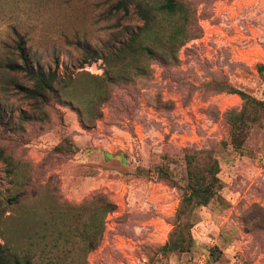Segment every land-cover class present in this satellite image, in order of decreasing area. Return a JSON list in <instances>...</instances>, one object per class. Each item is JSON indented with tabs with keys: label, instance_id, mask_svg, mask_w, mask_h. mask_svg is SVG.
<instances>
[{
	"label": "rangeland",
	"instance_id": "1",
	"mask_svg": "<svg viewBox=\"0 0 264 264\" xmlns=\"http://www.w3.org/2000/svg\"><path fill=\"white\" fill-rule=\"evenodd\" d=\"M117 1L0 0V229L36 253L46 244L41 264H264V117L246 127L241 149L226 118L242 105L228 87L264 100V0H186L200 36L175 62L142 59L138 70L89 62L82 48L105 53L142 25ZM15 30L64 94L40 103L16 88L33 83L1 66L16 60ZM201 150L218 162L216 194L193 212L191 249L163 255L183 189L158 169L182 185L185 155L202 159ZM97 195L116 205L97 247H52L59 217L83 227Z\"/></svg>",
	"mask_w": 264,
	"mask_h": 264
},
{
	"label": "trees",
	"instance_id": "2",
	"mask_svg": "<svg viewBox=\"0 0 264 264\" xmlns=\"http://www.w3.org/2000/svg\"><path fill=\"white\" fill-rule=\"evenodd\" d=\"M129 5H133L136 9L142 25L131 30L129 36L125 40L118 41L117 45L114 43L108 45L110 49L105 53L98 54L97 50L83 46L85 54L90 58L89 62L102 59L105 65L110 66L117 63L126 68L147 58H154L163 64L173 63L177 60L176 53L179 48L201 34L194 11L186 0H118L116 8L126 12ZM15 34L17 39L13 46V55L16 60L6 62L1 66L11 73H22L33 83L31 87L17 84L16 88L25 97L40 103L47 102L49 97L64 94V88L68 85L64 84L58 89L57 75L50 71L45 73L39 65L33 63L22 37L16 30ZM86 62L88 61H84ZM137 66L132 68L138 70ZM258 69L260 72L264 71V64H260ZM104 72L109 81L112 78L124 79L122 69L112 74L107 69H104ZM226 90L236 93L242 99L239 110L232 109L226 114L230 125V141L234 148L241 149L246 127L260 124L264 117V100L242 89L228 87ZM64 144H70V141L65 139L55 149L63 151ZM199 153H204L202 159L194 154L185 155V176L182 185L171 177L167 169L163 167L158 169L161 178L167 179L172 186H179L183 189L173 217V227L166 242L160 246L163 255L191 249L193 212L197 207L207 205L216 194L219 184L218 162L208 151L201 150ZM12 202L18 204L20 199L15 196ZM90 203L89 221L83 227L78 224L65 223V218L59 217L61 228L56 231V236L52 239V247H55L59 240L69 242L71 239L77 241L85 251L97 247L104 230L105 215L113 211L116 205L102 195L92 197ZM45 245L43 244L44 247L39 253L33 251L32 247L15 246L0 229V264H41L39 257H47L44 253ZM217 250L216 246L210 250L214 259L217 257ZM47 252H51V249ZM55 263L56 261L50 259L44 261V264Z\"/></svg>",
	"mask_w": 264,
	"mask_h": 264
}]
</instances>
